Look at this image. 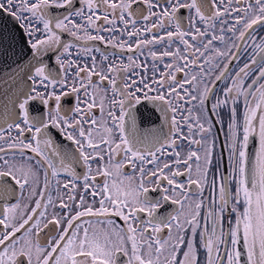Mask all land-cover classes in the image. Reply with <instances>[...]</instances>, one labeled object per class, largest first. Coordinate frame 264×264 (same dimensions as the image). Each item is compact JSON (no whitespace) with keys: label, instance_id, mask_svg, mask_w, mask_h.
Instances as JSON below:
<instances>
[{"label":"snow or ice","instance_id":"1","mask_svg":"<svg viewBox=\"0 0 264 264\" xmlns=\"http://www.w3.org/2000/svg\"><path fill=\"white\" fill-rule=\"evenodd\" d=\"M0 17V264H264V0Z\"/></svg>","mask_w":264,"mask_h":264},{"label":"water","instance_id":"2","mask_svg":"<svg viewBox=\"0 0 264 264\" xmlns=\"http://www.w3.org/2000/svg\"><path fill=\"white\" fill-rule=\"evenodd\" d=\"M7 24V27L9 29H12V31L17 36V53L20 51V33L21 29L16 26L14 27V22L11 21L10 18H8L7 21H5L2 17H0V26H3L4 24ZM20 62L19 55H13L12 53H8L6 56H0V99H2L4 92H8L12 89H14L15 84L11 80L8 79V77L12 76V73L16 71V65ZM21 63V68L23 67V62Z\"/></svg>","mask_w":264,"mask_h":264},{"label":"flooded vegetation","instance_id":"3","mask_svg":"<svg viewBox=\"0 0 264 264\" xmlns=\"http://www.w3.org/2000/svg\"><path fill=\"white\" fill-rule=\"evenodd\" d=\"M141 23H143V22H141ZM64 38H65V39H68L67 35H65ZM96 43L99 44V42H96ZM99 46H100V47H104L103 45H99ZM109 51H111V50L109 49ZM54 135H55V137H56L58 143H60V142L67 143L66 141H63V138H62V137H60L58 134H55V132H54ZM220 135H221V138H223V133H222V132L220 133ZM255 148H256V144H255V142L253 141V142L250 144V149H249L250 152H254V151H255ZM77 171L82 172L83 169H81V168L78 167V168H77ZM125 171H126V173L131 174V169H130V168H126ZM169 210H171V209L169 208ZM117 222H120V221L117 220ZM121 223H122V222H121Z\"/></svg>","mask_w":264,"mask_h":264}]
</instances>
